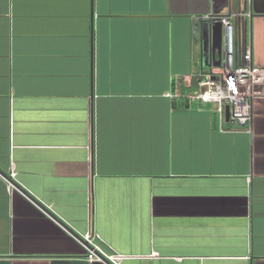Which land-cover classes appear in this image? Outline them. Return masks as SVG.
Here are the masks:
<instances>
[{"label":"crops","instance_id":"0c3cea01","mask_svg":"<svg viewBox=\"0 0 264 264\" xmlns=\"http://www.w3.org/2000/svg\"><path fill=\"white\" fill-rule=\"evenodd\" d=\"M234 11L264 69V0H0V264H264V97L188 99Z\"/></svg>","mask_w":264,"mask_h":264},{"label":"built area","instance_id":"2783aa9c","mask_svg":"<svg viewBox=\"0 0 264 264\" xmlns=\"http://www.w3.org/2000/svg\"><path fill=\"white\" fill-rule=\"evenodd\" d=\"M249 16V13L234 11L227 15L211 14L203 18L210 24L221 23L222 51L218 59L219 65L211 67L205 73L201 72L196 80L199 91L188 96L190 101L215 105L217 114L221 113L223 105H227L230 122L247 127L248 132L252 119V102L264 97V69L253 66L251 45L244 43L242 38V22ZM9 176L14 177L13 170ZM9 187L15 188L11 182ZM74 239L84 248L88 262L121 264L127 259L109 247L106 250L99 244L101 240L98 235L88 233Z\"/></svg>","mask_w":264,"mask_h":264},{"label":"water","instance_id":"95a60500","mask_svg":"<svg viewBox=\"0 0 264 264\" xmlns=\"http://www.w3.org/2000/svg\"><path fill=\"white\" fill-rule=\"evenodd\" d=\"M210 33H211V44H212V57L214 58L215 55L220 57V53H221V37H222V25H221V23L220 22H214L213 24H211ZM206 57H207V50H206V48H204V50H203V59L205 60ZM215 65L216 66L219 65V60H217L215 62ZM43 209L45 210V208H43ZM57 221H59V220H57ZM60 223H61V221H60Z\"/></svg>","mask_w":264,"mask_h":264},{"label":"snow or ice","instance_id":"6c2138e0","mask_svg":"<svg viewBox=\"0 0 264 264\" xmlns=\"http://www.w3.org/2000/svg\"><path fill=\"white\" fill-rule=\"evenodd\" d=\"M230 83H231V81H230ZM235 87V85H233V88Z\"/></svg>","mask_w":264,"mask_h":264}]
</instances>
